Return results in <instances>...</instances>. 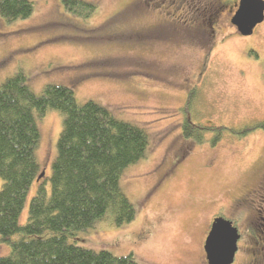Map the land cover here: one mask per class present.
<instances>
[{"label": "rangeland", "instance_id": "1", "mask_svg": "<svg viewBox=\"0 0 264 264\" xmlns=\"http://www.w3.org/2000/svg\"><path fill=\"white\" fill-rule=\"evenodd\" d=\"M88 1L97 7L83 20L67 13L60 0H34L25 19L7 22L0 16V83L22 72L37 96L46 85L69 86L78 104L103 105L148 136L144 157L119 178L136 208L135 219L116 227L106 215L68 241L115 256L131 253L139 264H208L202 243L211 217L229 216L218 206L245 194L255 196L251 203L261 211H249L244 221L237 217L242 236L231 264H248L261 244L255 245L250 232L264 224L256 219L264 218V204L258 203L264 190V130L239 137L231 129L264 121V19L242 35L226 14L209 43L208 30L197 36L166 28L165 35L153 38L145 33L153 28L156 33L163 22L159 6L148 7L145 0ZM177 10L196 12L186 6ZM190 86L194 98L185 110ZM185 118L225 129L214 143L210 130L195 143L182 133ZM36 124L35 157L49 193L62 117L48 109L36 114ZM36 189L34 181L21 225ZM9 250L0 241V256Z\"/></svg>", "mask_w": 264, "mask_h": 264}, {"label": "trees", "instance_id": "2", "mask_svg": "<svg viewBox=\"0 0 264 264\" xmlns=\"http://www.w3.org/2000/svg\"><path fill=\"white\" fill-rule=\"evenodd\" d=\"M60 2L67 13L82 20L92 17L97 7L88 0ZM149 3L161 6L160 0ZM33 10L34 0H0V16L7 22L25 19ZM193 98L192 90L185 110ZM48 109L62 117L49 193L42 177L36 180L40 168L35 157L40 136L36 114L42 116ZM257 128L264 130V121L231 131L243 137ZM223 129L194 124L187 118L182 122L184 137L195 143H201L209 130L215 132L210 140L214 143ZM147 145L142 128L117 119L93 101L78 104L69 86L46 85L37 96L22 72L0 83V241L10 247L7 255L0 256V264H139L131 253L115 256L68 239L106 215L116 227L135 219L136 208L121 191L119 178L124 168L144 157ZM34 181L37 189L21 225L20 214ZM263 227L257 224V232H250L255 245L261 244L251 251L254 257L248 264H264Z\"/></svg>", "mask_w": 264, "mask_h": 264}, {"label": "flooded vegetation", "instance_id": "3", "mask_svg": "<svg viewBox=\"0 0 264 264\" xmlns=\"http://www.w3.org/2000/svg\"><path fill=\"white\" fill-rule=\"evenodd\" d=\"M149 1L150 0H146V2H148L146 3V5L148 7H151L152 5L151 3H149ZM239 1L240 0H223V1H218V0H160L161 6L159 8H161V10L163 11L162 13L163 22L156 30V33L153 31L154 29L153 28L152 30H150L149 32L145 34L147 37L153 34L154 35V36L152 35L153 38H155V36L158 38V36L166 34V28L170 30L183 31V32L185 31L196 32L197 36H201V34L205 35L203 32L209 31L208 33H211L210 35L211 37L208 40H206V42L209 43L210 39L215 35V32L218 31L219 28L223 25L222 18L226 14H228V21L230 22L231 26L234 29H236V31L238 32L235 24L232 21V18L236 10L238 9ZM177 4H179L180 8L182 9H184V6H186L187 9L194 8L196 12H194L192 16H189L187 14H180L177 10V9H180L178 6H176ZM108 22L109 21H107L106 23ZM103 67L104 66L102 65L101 68ZM192 90H193L192 86H190L189 92ZM174 163H176L175 160H174ZM159 180L160 179H158L156 184L159 183ZM253 197L255 196H248L244 194L240 198L236 199L232 205L230 204L229 206L228 205L226 206L224 204H221L218 206V207L227 208L230 215L224 216L221 213L213 214V216L210 219L209 226L206 230V233L203 239V243H202L203 251H204L205 238L211 229V225L213 221L216 218H222L224 220L230 221L232 226H234L237 230L238 241L241 239L242 233L239 230L238 225L236 224L238 223L237 217H239L241 221H244L249 211L256 213V214L261 211V209L259 210L257 208L258 204L254 205L253 203H251L253 201ZM258 200H259L258 203L260 205H263L264 195L261 194ZM258 218L264 221V218L257 217L256 215V219ZM258 224L261 226H264L262 222ZM238 241H237V244H238Z\"/></svg>", "mask_w": 264, "mask_h": 264}, {"label": "water", "instance_id": "4", "mask_svg": "<svg viewBox=\"0 0 264 264\" xmlns=\"http://www.w3.org/2000/svg\"><path fill=\"white\" fill-rule=\"evenodd\" d=\"M264 19V0H240L232 21L238 32L248 35ZM44 176L41 171L38 181ZM238 234L230 221L216 218L204 242L208 264H231L237 251Z\"/></svg>", "mask_w": 264, "mask_h": 264}]
</instances>
